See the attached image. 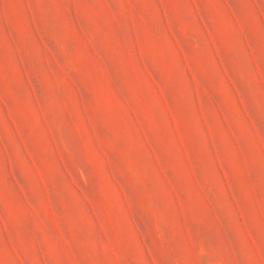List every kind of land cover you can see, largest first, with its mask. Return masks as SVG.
I'll list each match as a JSON object with an SVG mask.
<instances>
[{
    "label": "rangeland",
    "instance_id": "obj_1",
    "mask_svg": "<svg viewBox=\"0 0 264 264\" xmlns=\"http://www.w3.org/2000/svg\"><path fill=\"white\" fill-rule=\"evenodd\" d=\"M0 264H264V0H0Z\"/></svg>",
    "mask_w": 264,
    "mask_h": 264
}]
</instances>
